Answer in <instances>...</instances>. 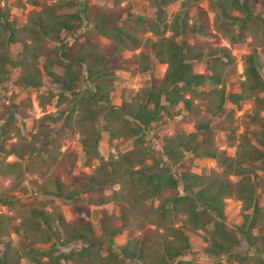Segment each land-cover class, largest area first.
Instances as JSON below:
<instances>
[{"label":"trees","instance_id":"obj_1","mask_svg":"<svg viewBox=\"0 0 264 264\" xmlns=\"http://www.w3.org/2000/svg\"><path fill=\"white\" fill-rule=\"evenodd\" d=\"M52 1L51 4H42L39 0H27L30 6L41 8L30 14L24 25L23 36L18 38V25L10 19L9 4L7 0H0V85L8 81L11 66L19 69L16 85L24 89L40 90L43 78L49 77L61 86L58 99L71 102L66 107L67 111L65 109L61 113L68 122L74 113H79L81 122L95 121L96 116L93 117L91 107L102 103L97 106L101 107L97 113H104L105 128L109 129L111 122L120 124V136L135 139V147L104 160L98 151L101 135L96 127L92 131L91 142L89 138L82 140V151L88 165L97 160L101 163L91 173L82 172L76 176L72 175L70 169L67 170V164L64 163L69 161L73 168L75 152L68 150L62 157L58 156L59 152L52 155L51 134L43 140L44 152L51 155L52 161L57 163L59 169L62 168V172L59 177L56 173L52 175L55 177L51 182L55 189L53 192L47 185L37 186V192L44 197L54 195L77 204L82 194L101 193L119 184L120 191L114 195L115 199L106 198L95 204L115 201L121 207L116 215L103 212L98 232L89 221L81 217L82 212L74 213L72 221L66 222L61 215L53 218L44 209L32 210L26 220L19 224V228L15 229L25 240L40 236L39 242L46 244L51 240L60 241L64 236V248L77 243L81 247L63 252L53 248L55 243L48 250H36L29 244L30 248L24 255L28 263L174 264L191 249L192 237L206 243L207 257L221 258L217 264L264 263V209L258 199L259 181L264 184V79L257 56L250 52L244 57L239 91L230 94L226 83L229 71L235 65V57L226 46H212L197 40L196 36L206 35L204 11L199 8L196 13L200 19L189 22V9L203 1L207 2L215 20H220L216 30L223 31L224 38L232 45L238 41L231 34L233 27H237L238 35L243 36L249 22L257 20V25L262 26L256 16V6L264 7V0H182L175 14H169L168 8L181 0H149L153 18L137 17L133 27L119 25L113 15L127 0H111V8H93L95 13L91 21L97 36L110 44L101 46L87 38L77 48H63L58 59L53 56L57 55L59 48L49 49V39L55 44L63 42L66 36L83 28L85 16L79 12H70L75 0ZM129 1L120 9L126 13V17L131 15ZM167 32L171 35L167 36ZM179 37H183L182 40L178 41ZM18 43L22 48V59L13 62L9 49ZM124 51L139 53L119 62L109 60ZM200 63L204 65L205 73L198 71ZM156 64L166 65L163 78L156 86L143 88L120 106L110 103L112 86L106 87L101 83H111L125 72L130 75L150 74ZM56 67H62L63 74H58ZM81 77L92 85L88 92L79 89ZM204 85L207 87L202 89ZM194 95L201 99L202 107H198ZM50 96H53L52 93ZM242 102H249L252 106L247 118L251 125L257 126L254 128L256 132L252 137L247 134L239 136L235 154L229 156L215 148L212 124L223 115L228 117L234 113L231 109L225 115L227 104L238 106ZM179 105H183L188 113L193 108L199 109L200 121L196 132H181L167 138L160 150L161 158L154 160V163L147 165L142 160L138 161L137 157L141 156L138 152L139 138L147 140L146 129L164 114L173 117L174 114L169 111ZM68 108H71L70 111ZM201 133L207 134L210 140L199 141ZM231 141L236 140L231 138ZM35 143L31 141L27 145L34 147ZM18 147L17 143L12 150L6 151L5 161L0 162V177L13 180V188L10 190L17 187L24 176L18 162L6 161L11 155L23 159L24 156L18 153ZM187 154L215 161L222 173L198 175L187 169L189 167L178 174L174 173V167ZM64 171L66 177L62 175ZM61 177L65 180L61 181ZM232 177L237 180L232 181ZM67 184H72V189L64 191ZM68 185L66 188H70ZM231 198L242 204V222L234 228L229 227L225 221V199ZM12 199L6 191L0 192V205L10 204ZM80 208L85 207L80 205ZM6 219L7 216L0 215V239L11 227ZM131 219L136 223L134 230L142 231L141 234L131 237L118 252L110 246L105 250L107 241L126 228L125 223ZM149 241H152V246H147ZM242 241L246 242L248 248L254 249L253 256L242 257L234 252ZM13 257L14 261L11 260ZM19 258L13 245L0 241V264H20Z\"/></svg>","mask_w":264,"mask_h":264},{"label":"rangeland","instance_id":"obj_2","mask_svg":"<svg viewBox=\"0 0 264 264\" xmlns=\"http://www.w3.org/2000/svg\"><path fill=\"white\" fill-rule=\"evenodd\" d=\"M39 2L42 4H51L53 1L39 0ZM127 2L128 0L124 2L123 7H121L122 9L127 5ZM129 3L131 5L130 16L126 17V13L120 10V7L113 12L119 25L133 27L135 26L134 21L137 17L153 18L151 1L131 0ZM181 3L182 0L176 1L170 5L168 13L175 14L179 10ZM7 4H9L10 19L15 20L18 25L19 32L17 33V37L21 38L28 17L33 11L40 10L41 7L30 6L27 0H7ZM98 6L111 8L113 7V4L111 0L74 1L70 12L84 14L85 24L83 28L75 34L66 36L61 43L55 44L54 41L49 39L50 41L47 44L49 49L54 47L59 48L57 55L53 56L55 59L60 58L61 50H63V48H77L84 43L87 38L93 43L101 46H108L110 44L109 41L97 36L91 23L95 13L93 8ZM199 8L206 13V35L196 36L197 40L199 42H206L212 46H226L231 50L235 57V65L232 70L229 71V76L227 78V92L231 94L239 91V82L242 79L243 73L244 57L250 52L256 54L258 67L264 79V7L261 5L256 6V16L261 21L262 26L257 25V20L249 22L245 31H243L245 34L243 36H240V34L238 35L237 27H233V33L231 34H233L232 36L235 38H238V41L232 45H230L228 40L224 38L223 31L220 32L216 30L217 25L220 24V20H215L214 13L207 8V4H202L201 2L197 6L190 8L189 22L192 23L194 19H200V16L196 13ZM235 15L241 16L239 14ZM170 35L171 33L167 32V36ZM148 37H151V35L148 34ZM182 38L183 37H179L178 41L182 40ZM186 39L188 41L190 40V38ZM21 50L22 48L19 43L10 46L9 53L13 62L22 59ZM138 53L139 51H124L119 56L110 57L109 60L111 62H119L121 60L132 58L134 54ZM40 62L42 63L43 59H41ZM197 67L202 68L203 71L205 69L204 65L201 63ZM73 70L76 71V68ZM165 70L166 67L164 65L156 64L153 72L151 71L150 74L139 73L138 76H130L129 73L125 72V74L119 75L118 78L111 83L103 82L101 84L106 87L109 85L112 86L109 94L110 103L120 106L124 101H128L136 96L143 88L156 86L163 78ZM55 71L58 74H63L64 72L62 67H56ZM9 72L8 81L0 85V162L3 163L5 161V152L12 150L18 143V153L24 156L23 159H16L13 158L14 156H9L6 158V161L10 163L18 162L21 165V169L24 171V176L21 183L13 190H10L13 188V180L6 177H0V192L6 191L8 196L13 198L10 204L0 205V215L7 216L6 220L11 224L9 231L6 232L0 241L4 244H11L17 249L18 255L21 257L19 258L20 264H29L28 260L24 257L26 251L30 248L29 244H31L36 250H48L50 245L55 243L54 245L56 247L54 246L53 248L63 252H68L70 249L81 247V244L77 243L76 245H70L69 247L64 248V246H62V241L65 238L64 236L61 237L60 241L54 242L51 240L50 243L46 244L39 242L40 236H34V239L28 238L25 240L20 233H16L15 229L19 228V224L26 220L25 218L29 216L32 210L44 209L51 213L53 218H57L60 215L63 218L70 217V214L72 215V213L84 212V210L81 211L82 208H80V205L81 207L87 208L86 206L89 205L88 203L90 201L95 204L106 198L109 200L112 198L115 199L114 195L120 191L119 184H114L101 193L95 192L80 195L76 202L77 204L57 198L54 195L46 197L42 196L41 193L37 192V186L47 185V188L53 192L55 189L51 182L55 180V177H52V175L56 173L58 174L57 177H59V173L61 174L62 172V168L59 169L57 163L52 161L51 155L44 152L42 146L43 140L51 134V154L57 155L59 152L60 154H58V156L62 157V155L68 150L81 152L83 147L82 140L89 138V141L91 142V139H93L92 131L98 127L101 135V140L99 141L98 146L99 154L102 153L103 156L109 158L110 156L115 157L119 153L133 150L135 147V139H124L121 137L119 134L120 124L118 123L111 122L109 129L105 128L106 125L103 120L104 113H97L101 108L97 106L103 105L102 103L97 104L96 107H91V110L94 111L93 117L96 116L95 121L81 122L79 120V113H74L71 120L68 122L65 117H62L61 113L65 109L67 111L66 107H69L71 102H63L61 99H58L61 87L59 84H56L51 78L45 76L43 78V86L40 90L24 89L16 85L20 72L19 69L11 66L9 67ZM206 87L207 85H204L202 89ZM79 89L81 92H88L92 89V85L87 82L84 77H81L79 81ZM51 93L53 96H50ZM194 98L198 100L196 102L198 107H202L201 99L196 95H194ZM69 109L71 108H68V111H70ZM231 109L234 110L232 115L228 117H224L223 115L220 119L213 121L212 127L214 135L212 140L218 152H224L226 155L234 156L238 146L239 136L247 134V136L252 137L253 133L256 132L254 128L257 126L255 124L251 125L248 121L247 116L252 110V106L249 102H242L238 106L227 104L225 107V115ZM182 110V107H177L176 109L169 111L174 114L173 117L169 114H164L159 121L150 125L146 129L148 138L145 140L146 143L143 141V137L139 138L140 144L138 145V152L141 156L137 157L138 161L142 160L143 164L150 165L154 163V160L156 161L161 158L160 150L167 138L181 132L186 134L196 132L195 129L200 121V117L198 116L199 109L193 108L192 112L187 114L182 112ZM262 116L264 117V113ZM93 125L95 126L92 127ZM208 138L209 136L207 134L201 133L198 139L201 141ZM231 138H235L236 141L232 142ZM31 141H36L34 147L27 145V142ZM64 163L67 164L66 168L67 170H71L72 175L74 174L78 176L80 173L85 172V170L89 171V168L92 165L97 167L101 162L97 160V163L91 162L90 165H88L81 154V158L76 160L73 168H71L69 161L66 160ZM185 167H189L187 169L198 175L212 176L214 174L222 173V169L215 161L211 159L197 158L191 154L185 155L182 162L174 167V173L178 174L179 172H182L185 170ZM258 174L259 176H262L261 173ZM62 175L65 177L67 176L65 171ZM60 180L63 181L65 179L64 177H61ZM231 180L236 181L237 178L232 177ZM66 187L64 191L72 189V184L69 186L70 188ZM258 199L260 206L264 209V184L261 181H259L258 186ZM76 207L80 208V210ZM120 207L121 205L118 202L112 201L106 203L104 210L108 212V215H116L119 214ZM101 208L102 207H93L90 214L91 219L90 217L87 219L92 222L91 224L96 230L100 228L99 218ZM241 208L242 204L237 199H225V221L229 227L234 228L241 224ZM125 224L126 228L122 231L124 234L123 238L126 237V240L141 234L142 231L137 232L134 230L136 228V223L133 219L129 222L127 221ZM208 229L210 228L208 227ZM42 236L44 237V235ZM151 242L152 241H149L147 246H152ZM113 244H111V242L110 244H105V250L111 246L113 250L118 252L120 247L116 245V243ZM206 247V243L198 241L192 237L191 249L183 256L179 257L174 264L219 263L221 258L207 257L205 255ZM12 250L13 253L14 249ZM234 252L242 257H251L253 256L254 249L248 248L246 242L242 241L241 245ZM13 259L15 258L13 257L11 260Z\"/></svg>","mask_w":264,"mask_h":264},{"label":"crops","instance_id":"obj_3","mask_svg":"<svg viewBox=\"0 0 264 264\" xmlns=\"http://www.w3.org/2000/svg\"><path fill=\"white\" fill-rule=\"evenodd\" d=\"M203 3H205V4H207V2H205V1H203L202 2V4ZM207 8H208V5H207ZM177 10H178V8H177ZM176 10V11H177ZM203 11V10H202ZM171 14V13H170ZM165 67H166V65H164ZM198 68V71L200 72V73H205V69H204V71L202 70V68H200V67H197ZM166 71V70H165ZM165 73V72H164ZM125 74V73H124ZM243 74V73H242ZM139 75V73L138 74H136V76H138ZM130 76H135V75H130ZM178 107H182V112H184V113H188L187 111H186V109L183 107V105H179ZM105 135V134H104ZM104 140H105V138H104ZM103 142V141H102ZM101 142V143H102ZM130 151V150H129ZM75 154H76V160L78 159V158H81V154H82V156L84 157V155H83V152L81 151V152H77V151H75ZM100 155V157H102L104 160L105 159H108V158H106L105 156H103L102 155V153H100L99 154ZM12 157H13V155H11ZM13 158H15V157H13ZM76 160H75V162H76ZM93 162H96L97 163V161H93ZM91 168V169H90ZM89 168V171H86L85 170V172L84 173H87V174H89V173H91L93 170H94V168H95V166L94 165H92L91 167ZM74 175V174H73ZM89 205L88 206H86L87 208H82L81 210H84V212L82 213V215H81V217H84L86 220L87 219H89V217H90V214H91V209L93 208V207H102L101 208V212H100V218H99V222H100V220H101V216L103 217V212L104 211H106V210H104L105 209V206H106V204L104 203V204H94V203H92L91 201L88 203ZM107 212V211H106ZM107 214H108V212H107ZM73 217H74V214L72 213V215L70 214V217H64V219H65V221L66 222H71L72 221V219H73ZM90 219H91V217H90ZM88 221V220H87ZM90 223H92L91 221H89ZM94 227V226H93ZM100 228H98L96 231L98 232V230H99ZM124 237V234H123V231H121L118 235H116L114 238H112L110 241H107L108 242V244H110V242H111V244H115L116 243V245H118L119 247H122L123 245H125L126 244V242L128 241V240H126V237L125 238H123ZM113 244V245H114ZM111 247V246H110ZM115 251V250H114Z\"/></svg>","mask_w":264,"mask_h":264},{"label":"built area","instance_id":"obj_4","mask_svg":"<svg viewBox=\"0 0 264 264\" xmlns=\"http://www.w3.org/2000/svg\"><path fill=\"white\" fill-rule=\"evenodd\" d=\"M148 139V138H147Z\"/></svg>","mask_w":264,"mask_h":264}]
</instances>
